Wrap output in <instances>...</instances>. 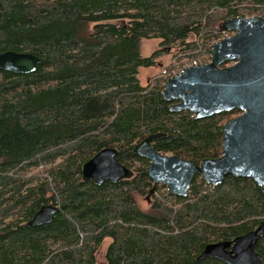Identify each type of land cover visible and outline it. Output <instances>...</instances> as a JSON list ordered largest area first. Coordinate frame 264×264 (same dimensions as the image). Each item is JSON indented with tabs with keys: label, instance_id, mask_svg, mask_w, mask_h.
Instances as JSON below:
<instances>
[{
	"label": "trees",
	"instance_id": "obj_1",
	"mask_svg": "<svg viewBox=\"0 0 264 264\" xmlns=\"http://www.w3.org/2000/svg\"><path fill=\"white\" fill-rule=\"evenodd\" d=\"M257 16L264 0H0V54L41 59L32 74L0 70V264H97L105 240L106 264H225L200 256L264 222L261 188L233 176L212 186L199 175L187 197L165 186L150 196V162L133 150L163 134L154 145L164 155L218 159L223 126L242 113L172 112L163 81L144 86L138 75L166 50H177L171 62L204 60L230 35L219 29L224 20ZM153 39L161 50L142 57L141 42ZM105 148L118 150L133 179L82 180L83 165ZM50 204L53 222L29 226ZM256 252L264 264V237Z\"/></svg>",
	"mask_w": 264,
	"mask_h": 264
},
{
	"label": "water",
	"instance_id": "obj_2",
	"mask_svg": "<svg viewBox=\"0 0 264 264\" xmlns=\"http://www.w3.org/2000/svg\"><path fill=\"white\" fill-rule=\"evenodd\" d=\"M219 29L231 35L215 43L209 64L186 69L167 81L162 94L176 102L172 112H190L196 119L241 111L222 128V155L201 164L156 150L163 134H152L136 144L135 155L150 162L146 174L153 181L150 196L158 186L178 197H187L196 176L218 186L229 176L253 180L264 195V17L224 20ZM41 59L30 52L0 54V70L14 74L36 72ZM225 65V67H223ZM118 150L105 148L82 167V180L96 185L117 184L135 177L121 164ZM58 208L45 205L28 223L43 226L53 222ZM264 237V222L256 230L232 241L209 244L200 259L214 258L225 264H263L256 245Z\"/></svg>",
	"mask_w": 264,
	"mask_h": 264
},
{
	"label": "rangeland",
	"instance_id": "obj_3",
	"mask_svg": "<svg viewBox=\"0 0 264 264\" xmlns=\"http://www.w3.org/2000/svg\"><path fill=\"white\" fill-rule=\"evenodd\" d=\"M194 40H195L194 37L190 38V41H194ZM159 45H160V40H157V39L146 40V41L141 42L142 57H150L154 52L161 50ZM166 51L167 52H165L164 55L162 56L163 60L160 61V59L162 58L161 57L158 59V62H157L161 64L162 68L158 64V66L153 67V68L140 69L138 78L142 85L144 86L147 85L149 80L154 79L157 75H159L160 69L162 71L163 69L167 68L171 62L173 54L177 52V50H173L172 53H170V50H166ZM135 200L141 209L143 210L148 209L149 203L146 201L144 197L135 195ZM110 244H111V240H105L104 243L101 245L97 253V257H96L97 264H106L105 255H106L107 249Z\"/></svg>",
	"mask_w": 264,
	"mask_h": 264
},
{
	"label": "built area",
	"instance_id": "obj_4",
	"mask_svg": "<svg viewBox=\"0 0 264 264\" xmlns=\"http://www.w3.org/2000/svg\"><path fill=\"white\" fill-rule=\"evenodd\" d=\"M226 37H228V36H226ZM211 58H212V48H211V53H209L204 60L195 59L193 61H190L188 59L179 60V58H178L175 61L170 62V64L168 65L167 68L160 71V74L157 75L153 79V81L155 79L162 80L163 85L165 87V85L169 79L174 78V77L182 74L186 69H188L190 67H195V66L205 65V64L210 63Z\"/></svg>",
	"mask_w": 264,
	"mask_h": 264
},
{
	"label": "crops",
	"instance_id": "obj_5",
	"mask_svg": "<svg viewBox=\"0 0 264 264\" xmlns=\"http://www.w3.org/2000/svg\"><path fill=\"white\" fill-rule=\"evenodd\" d=\"M163 60V57L160 59V61H162ZM169 63V62H168ZM160 65V67H161V64H159ZM162 68V67H161Z\"/></svg>",
	"mask_w": 264,
	"mask_h": 264
},
{
	"label": "flooded vegetation",
	"instance_id": "obj_6",
	"mask_svg": "<svg viewBox=\"0 0 264 264\" xmlns=\"http://www.w3.org/2000/svg\"><path fill=\"white\" fill-rule=\"evenodd\" d=\"M147 201V200H146ZM148 202V201H147Z\"/></svg>",
	"mask_w": 264,
	"mask_h": 264
}]
</instances>
